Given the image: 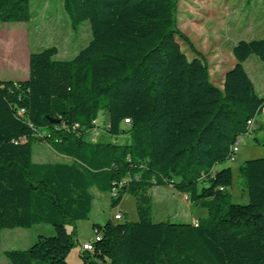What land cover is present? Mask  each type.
Segmentation results:
<instances>
[{"label":"trees","instance_id":"1","mask_svg":"<svg viewBox=\"0 0 264 264\" xmlns=\"http://www.w3.org/2000/svg\"><path fill=\"white\" fill-rule=\"evenodd\" d=\"M62 4L74 30L90 23L92 41L70 60L57 59L56 46L31 53L27 80L0 81V245L6 230H54L27 249L6 251L8 263L69 264L76 225L90 219L96 189L111 193L113 208L133 195L139 220L94 223L97 239L82 249V264H264V158L239 167L245 205L231 202V168L214 172L264 113L244 66L253 56L264 63V38L234 45L235 65L219 88L178 28V0ZM32 19L31 0H0V23ZM34 142L67 161L34 162ZM156 186L187 196L208 216L154 223Z\"/></svg>","mask_w":264,"mask_h":264},{"label":"rangeland","instance_id":"2","mask_svg":"<svg viewBox=\"0 0 264 264\" xmlns=\"http://www.w3.org/2000/svg\"><path fill=\"white\" fill-rule=\"evenodd\" d=\"M32 29L36 34V42L30 34L28 40L30 49L42 51L48 47L56 46L57 59L70 60L79 51L92 41L90 23L79 25L76 30L71 27L69 19L64 12L62 0H31ZM178 28L190 38L195 49L205 58L209 67L210 78L216 87L223 88L225 74L235 65L232 49L239 41H251L264 38V0H178ZM3 24V23H0ZM21 31V33H25ZM3 37L7 34L1 33ZM183 51L189 59L194 58L193 52L180 41ZM19 56L26 55V45H23ZM248 74L256 85L257 92L264 97V63L255 56L245 63ZM260 69V70H258ZM109 117L99 114L98 122L107 127ZM260 130L253 134L240 137L239 152L235 161H228L217 165L214 172L231 168L233 184L230 188L231 202L245 205L248 203V194L243 188V180L239 174V167L248 160L264 158V113L257 119ZM256 139L260 143L256 142ZM98 140L108 142L110 136L100 135ZM33 160L36 163H61L67 159L55 154L47 144L33 143ZM95 204L99 197L105 198L104 212L98 216L97 212L89 220L80 221L76 225L77 242L69 254V264H82L80 254L82 245L95 240L93 221L103 223L122 213V222H136L139 220L136 198L126 194L118 207L111 205V193H100L92 190ZM151 220L154 223L170 222L185 223L184 206L180 193L167 186H156L150 191ZM196 219L208 216L206 209L193 208ZM192 218L191 211H187ZM191 216V217H190ZM51 228L52 227H48ZM29 230V229H20ZM72 230V229H70ZM48 237V236H47ZM17 247V246H16Z\"/></svg>","mask_w":264,"mask_h":264},{"label":"crops","instance_id":"3","mask_svg":"<svg viewBox=\"0 0 264 264\" xmlns=\"http://www.w3.org/2000/svg\"><path fill=\"white\" fill-rule=\"evenodd\" d=\"M32 24L33 22L0 24V34H7V37L0 35V81H25L29 78V58L31 53L37 52L33 51V49H30L28 46V40L31 37L30 34L36 42V38L34 37L36 34H33L34 31L31 27ZM24 29L26 32L21 33V31H24ZM23 45H26V55L19 56L18 52L23 51ZM259 68L264 70V68L260 66ZM261 80L264 82V78ZM180 195L182 202L185 203V206L183 207L184 212L182 213L184 214L185 222L195 224L201 218L196 219L193 216L194 213L192 211L190 201L188 198H186L187 196L182 194ZM104 199L105 198L103 197H99L96 201V204L94 199L91 217H93L94 213L96 212L98 216L101 215V212L105 213V210H103L105 207ZM187 211H191L192 218H189ZM93 222L99 223L98 221ZM48 227L49 226L41 225L34 226L29 230L16 229L3 231L1 234L0 264H9L5 257L6 251L13 249H27L37 242L39 236L53 235V228L51 229Z\"/></svg>","mask_w":264,"mask_h":264},{"label":"built area","instance_id":"4","mask_svg":"<svg viewBox=\"0 0 264 264\" xmlns=\"http://www.w3.org/2000/svg\"><path fill=\"white\" fill-rule=\"evenodd\" d=\"M21 112H23V111H21ZM129 123H130L129 120H125V124L126 125H129ZM76 127H78V126H76ZM258 127H259V125L257 123H255V121L251 120V121L248 122V131H249V133H253V132L257 131ZM239 147H240V139H238L237 142H235L233 147H232V156H231V161L232 162L235 161V157H236V155L239 152ZM114 219L116 221H122L123 220L122 213L116 214L114 216ZM95 235H96L95 238L97 239V234L95 233ZM89 244L90 243L82 245V249L85 250V251H89Z\"/></svg>","mask_w":264,"mask_h":264},{"label":"bare ground","instance_id":"5","mask_svg":"<svg viewBox=\"0 0 264 264\" xmlns=\"http://www.w3.org/2000/svg\"><path fill=\"white\" fill-rule=\"evenodd\" d=\"M238 139H240V138H238ZM238 139H236L235 142H237ZM89 250H92V246H91V244H89Z\"/></svg>","mask_w":264,"mask_h":264}]
</instances>
